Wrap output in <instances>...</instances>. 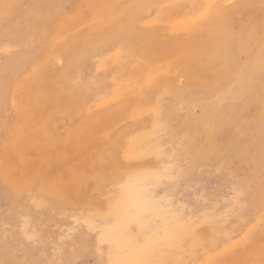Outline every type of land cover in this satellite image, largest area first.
<instances>
[{"label": "rangeland", "instance_id": "1", "mask_svg": "<svg viewBox=\"0 0 264 264\" xmlns=\"http://www.w3.org/2000/svg\"><path fill=\"white\" fill-rule=\"evenodd\" d=\"M36 1L33 16L48 19L43 25L51 23L52 32L14 89L15 117L28 124L0 145V255L2 238L12 250L0 264H129L128 256L134 264H264V95L241 96L242 81L237 103L228 92L213 97L217 84L233 80L216 59L230 41L219 19L230 25L238 15L230 8L253 0H194L190 24L166 0H67L52 15ZM27 7L0 0V20ZM220 9H227L223 17ZM258 29L253 24L250 35ZM18 37L23 51L24 31ZM244 37L242 49L260 41ZM115 39L132 53H114ZM93 42L105 45L95 69L104 79L97 100L91 80L70 87L64 74L73 50L88 51ZM256 54L243 67L264 69V40ZM238 56L246 61L244 52ZM6 64L15 79L14 62ZM184 84L192 92L179 108L153 114L162 88ZM221 98L228 107L213 110ZM175 99L170 93L161 102ZM47 112L72 119L71 131L46 132L40 123ZM253 122L260 128L250 130ZM30 184L47 193L44 202L26 197ZM50 197L70 208L43 207ZM87 216H101L98 227ZM181 226L190 230L182 235Z\"/></svg>", "mask_w": 264, "mask_h": 264}, {"label": "bare ground", "instance_id": "2", "mask_svg": "<svg viewBox=\"0 0 264 264\" xmlns=\"http://www.w3.org/2000/svg\"><path fill=\"white\" fill-rule=\"evenodd\" d=\"M63 1L67 0H40L39 4L43 5L47 13H50L49 15H52L59 14L61 12L60 5ZM166 2L170 5L173 14L178 17L179 20L184 21V23H192L193 18L197 15L198 11L197 9H195V7H193L194 0H166ZM25 4L28 7L24 10V12H16L14 18L11 21L0 20V145L3 147H6L11 144L14 135H19L24 132V124H28L26 122L23 123L19 121L18 118L15 117V115L18 113V106L16 103V98L14 96V89L17 86L19 79L21 77L27 76L28 71L32 70L36 63H38L39 60L37 59L41 58V53L46 51L47 48L45 46L48 45L49 35L52 32L51 23H49V25H43L44 23H48V19H46L47 21H45V19H38L32 14L34 9L37 10V1L25 0ZM263 6L264 0H253V2L250 3L246 8H230V11L236 12L238 14L236 18L237 21H232L230 25H228L225 21L219 19V25H221L225 29L227 28V31L229 32L227 36H230L228 37L230 41H224L221 45H219V48L221 49L217 51L216 59L220 61L221 64H223L224 70H228L230 72V74L233 76V80L232 82L227 81L225 84H217L215 86L216 88H214L213 91V97L218 98L221 93L228 92L234 96V98L232 99V103H237L239 99V97L237 96L238 93L234 92L236 91V85H238L242 81H244L245 85H243L244 89L241 90V96H247V99H250L252 96L259 97L260 95H262L263 97L264 90L261 89V84L264 81V69L258 71L256 68L243 67L249 63L257 62L256 51L261 47L262 40H264ZM221 10L223 9L218 10L217 14L218 16L223 17L225 13H227V9L224 14L220 15L219 13ZM23 16L28 17L26 22H21ZM43 16L45 17V15ZM256 23L259 25L258 33L250 35L252 25ZM20 31H24L25 37V45L23 51L20 50V38L18 37V33ZM244 36H246V38L250 40L260 41H258L256 45H248L245 49H242V43L245 39ZM118 37L120 38L122 36L119 35ZM116 41L117 43L114 42L113 46V50L115 51L114 53H116L118 56L132 53L131 47L129 46L128 42H123V40L120 39H117ZM90 46L91 48H89L88 51L77 48L76 50L78 51L73 50L72 56L74 57L72 58V60L67 61L64 68V74L66 76V83L70 87L80 84L81 82H83V79L91 80L92 96L94 97V100H97L101 95L100 90L101 85L104 83V79H100L98 76H96L95 69L102 59V54L105 49V45H103L101 42H93ZM241 52H244L246 55V61L244 63L239 62L237 60V58L239 57L238 54ZM53 58L58 59L59 57L55 55ZM9 60L14 62V64H12V72L16 74L15 79H13L11 77V74L7 72L6 61ZM85 66L88 67L87 71L83 70ZM253 74H256V77L252 82H250L251 76ZM86 76L90 77L87 78ZM110 79L113 81L114 87H117L116 91H120L121 87L123 86H121L120 84L118 85V82L116 84V80L113 75L110 76ZM191 92L192 88L188 87V84L182 85L180 87V90H170L168 88H162V90L159 91L160 101L153 106V114L162 117L161 114L165 113L167 110L179 108L181 104L180 100L190 95ZM170 93L174 94V97L176 99L169 103H162L161 99L167 97ZM213 106V110H225L228 107V103L225 98H221L217 102H215ZM64 117V114L58 117H54L52 112H47V115L44 117L43 122L40 123V126L41 128L45 129V131L48 133H56L58 131L69 133L71 131V127L73 126L71 121L72 119L69 118L62 120ZM57 118L63 121L62 126H57ZM31 119L32 116L30 114H27L24 118V120L29 121ZM254 128L259 129L260 123L253 122V125L250 130H253ZM131 142L132 140L129 141V145L131 144ZM18 147L19 149L17 150L19 151L23 149L20 146ZM244 154L245 152L243 153V155ZM0 176H2V174H0ZM8 178L12 180V177H10L9 175ZM28 187L29 188H27L26 197L34 198L35 196L39 195L35 192L34 186H31L30 184ZM11 189H13V184L10 186V190ZM38 197L42 198L44 202V200L47 199V193H41ZM54 204L62 208H70L61 201L53 200L52 197H50V201L43 204V207H54L55 209H57ZM87 219H89V221H87L91 228L95 229L96 227H98V224L101 220V216L93 217L92 219L88 218L87 216ZM238 222L239 221H237V223ZM181 229L182 235H184L190 230V228L185 229L183 227ZM192 232L191 236L194 235V231ZM2 239L4 243V248L0 257H10L12 255L11 247L7 244V241L4 238ZM59 253L63 254V251L59 250ZM128 257L126 258L128 263L134 264L133 261L128 260ZM140 264L145 263L142 262Z\"/></svg>", "mask_w": 264, "mask_h": 264}]
</instances>
